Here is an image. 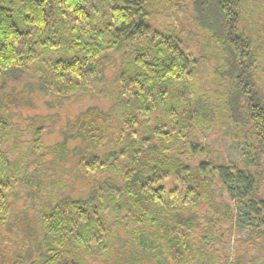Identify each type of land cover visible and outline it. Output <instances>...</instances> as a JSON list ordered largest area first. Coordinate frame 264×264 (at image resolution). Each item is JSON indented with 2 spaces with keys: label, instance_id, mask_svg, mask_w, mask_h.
I'll return each mask as SVG.
<instances>
[{
  "label": "trees",
  "instance_id": "trees-1",
  "mask_svg": "<svg viewBox=\"0 0 264 264\" xmlns=\"http://www.w3.org/2000/svg\"><path fill=\"white\" fill-rule=\"evenodd\" d=\"M163 3L0 0V83L24 76L55 109L87 98L108 103L69 121L80 146L68 148L66 135L44 146L50 116L29 125L31 140L21 139L0 102V228L12 222L19 188L39 197L28 264H262L264 0L166 2L202 34L198 55L181 32L153 23ZM229 127L247 156L204 157V140ZM46 155L52 162L41 163ZM241 219L255 234L251 253L234 260L213 225L230 231Z\"/></svg>",
  "mask_w": 264,
  "mask_h": 264
},
{
  "label": "rangeland",
  "instance_id": "rangeland-1",
  "mask_svg": "<svg viewBox=\"0 0 264 264\" xmlns=\"http://www.w3.org/2000/svg\"><path fill=\"white\" fill-rule=\"evenodd\" d=\"M168 1L185 2L187 0H164V8L153 23L157 27L174 28L181 32L187 49L191 54L205 53V46L201 42L202 34L188 20L187 12L183 8L175 9L174 6H167L172 4H167L166 2ZM202 70L203 78L208 79V65L202 63ZM259 83L264 90V73ZM31 85L32 82L28 78L14 73L7 81L0 83V102L5 103L11 114L9 120L11 128L14 132L23 131L21 139L25 141L31 140L29 125L38 123L37 119L39 117L50 116L52 119L43 121V132L49 128L53 129L52 134L44 135L43 137V144L46 147H51L62 141L64 135L68 137V148H72L75 145L80 146L79 138L74 140L69 138V135L76 133V129L69 124V121L88 107L95 106L105 111L108 106L105 101L87 98L78 103L65 104L61 108L55 109L49 107L47 104L48 99L40 97L37 91L31 88ZM204 141L210 151L209 153L205 152L204 157L224 160L229 163H238L247 156V148L244 141L236 137L230 127L218 136L206 138ZM41 154L42 152H39V155ZM43 161L50 163L52 159L46 155L44 158L41 157L40 162L42 163ZM68 164V161L64 163L65 166H68ZM43 168V165L33 166L30 172L34 174V169H36V172L40 173ZM26 180L27 183L41 185L40 180L34 176H28ZM18 191L19 194H14L13 197L15 211L12 222L9 226L0 228L1 264H28L37 251L39 232L36 230V226L32 224V207L39 197L28 188H19ZM217 194L218 198L224 200L225 205H231V200L222 193L219 186L217 187ZM24 205H27L28 208H24ZM17 222L22 226V230L17 225ZM213 227L216 232H222L225 235L226 250L231 259H246L251 253L249 245H247V239L255 233L251 234L254 228L249 220H239L230 231L227 230V223L223 222H217ZM256 230L257 235L260 236L257 254L261 256L262 264H264V232L259 229Z\"/></svg>",
  "mask_w": 264,
  "mask_h": 264
}]
</instances>
